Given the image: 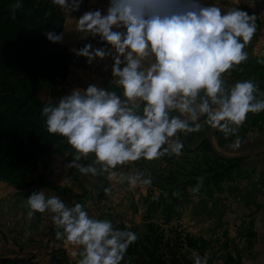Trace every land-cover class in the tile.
Masks as SVG:
<instances>
[{
    "label": "clouds",
    "instance_id": "9594fccd",
    "mask_svg": "<svg viewBox=\"0 0 264 264\" xmlns=\"http://www.w3.org/2000/svg\"><path fill=\"white\" fill-rule=\"evenodd\" d=\"M52 2L71 14L82 0ZM22 6V0L12 5L13 19ZM257 18L239 7L222 11L201 0H109L106 12H84L76 19V32L99 37L105 46L88 43L71 51L89 65L111 58V75L122 95L89 84L55 104H43L47 132L64 137L75 150L66 167L82 175L107 173L130 189L151 186L150 173L138 169L126 174L116 171L118 166L181 155L184 144L178 133L199 132L202 118L225 138L235 136L231 146L238 148L237 133L247 114L264 111V92L251 78L227 87L223 74L248 60L245 48L257 32ZM45 35L53 43L63 40V33ZM89 154L93 162L82 163ZM197 180L193 193L203 184V177ZM26 205L30 218L52 214L57 239L78 249L72 253L80 257L78 264H121L138 239L132 231L114 229L108 219L91 217L81 203L69 207L42 190L33 191ZM193 258L194 264H208L207 254L194 251Z\"/></svg>",
    "mask_w": 264,
    "mask_h": 264
},
{
    "label": "rangeland",
    "instance_id": "374dc122",
    "mask_svg": "<svg viewBox=\"0 0 264 264\" xmlns=\"http://www.w3.org/2000/svg\"><path fill=\"white\" fill-rule=\"evenodd\" d=\"M201 2L204 4H214L220 7L222 11H227L231 7H239L249 14L255 13L257 15V32L250 44L245 48V51L248 52V60L235 66L229 73L223 74V78L227 87L232 86L237 81L247 80V78L239 77V74L242 72L254 73V75L259 78L260 69L255 67L258 66L257 59L264 58V0H201ZM4 3L11 9L16 1L5 0ZM51 4L52 9L59 11L63 17V23L58 34L61 33L64 23L69 17L77 19L80 17L77 11L71 14L65 13L59 6L53 4L52 0ZM5 16V14L0 15V19H4ZM46 32L47 31L40 32V35H45ZM60 44L64 47L65 51H67L71 60H69L65 72L58 71L54 74L53 71L55 68L50 66L48 67L49 70L41 78V91L47 90L51 94H55V83L57 80L66 76L69 66L74 62L69 48L61 42ZM30 77L31 74L28 73V79ZM53 104H55V102H53ZM259 130L264 132V122H259L257 125L251 126L246 119L244 124L239 128L237 135L242 140L245 135L257 133ZM217 133L218 137L216 141L220 144L218 148L220 149L221 143H225L227 148L226 152L231 151L232 147L228 144L235 141V136L225 138L224 134L219 130L214 134ZM206 140L207 137L204 138L199 145V149H197L199 151L198 153L188 154L182 149V154L179 156L173 155V160L180 163L182 157H189V160L192 159L191 161H197L203 170L208 166L216 169L212 154L205 152L206 147L204 142ZM64 142H66L65 139L60 143ZM60 147V144L53 146L50 155L46 157L44 162H40L33 174L29 176V178L32 179V184L29 189L26 188L28 193L23 202L25 210H29L26 205L27 197L33 191H36L41 181L46 179V174H49L51 171L52 173H50V175H53V173L58 174L61 166L62 172L59 174L62 176L63 171V174L67 172V181H73V186H77L78 191H80L75 196V201L72 202L71 207L76 203H81L85 206V210L91 217L110 220L114 229L121 230L122 227L125 226L126 230L134 232L137 237L142 236V234L146 232L144 225L150 222H154L160 227L159 232L164 235L165 239L171 238V245H175V241L173 240L177 236L183 238L188 237V240H184L183 245L188 264H194V251L201 257L207 254L208 264H252L253 260L256 258V233L252 227L253 221L249 219V217H241V222L231 221L230 215L227 213L230 212V208L232 209L233 205H237L236 203H240L242 199L239 201L237 196L232 195L228 190L230 189L229 186H236L239 183H242L241 185L247 188L250 179L251 181L257 180L264 186V167L259 168V166H257L251 169L243 168V161L245 158L259 156V154H262V157H264V151L260 150L259 152H254L255 150H250V154L246 157L239 158L241 159L238 166L239 172L233 176L231 181H219L218 185L220 189L211 185V193H207L203 186L202 192L193 193V187L188 186L186 189V197L180 201L177 208L179 213L178 219L172 218L170 222L165 223L162 215L163 207H159L155 215H149L147 202L152 200L153 195L162 194V190L159 187L160 184H164L163 177L168 176V169L179 172V168L176 167L174 163L170 168L169 166L164 168L165 164H163L159 169L146 171L151 175V186L138 185L136 188L130 189L127 182L120 183L116 179H109L108 176H106L103 181H92L91 183H85L83 186L80 185V181L84 176H82L78 169L66 167V165L72 161L75 150L72 149L70 145L68 149ZM220 151L222 152V149H220ZM90 155L91 154H89V156ZM88 157H83L81 162L85 164ZM57 161L60 163L58 166L55 165ZM192 166L196 168V165L191 164L189 161V164L186 165L187 171H193ZM39 167L43 168L42 172L45 174L41 179L34 177V173ZM162 168L165 169L164 172H161ZM214 171L219 172L218 170ZM212 175L213 172H203L202 177L204 178ZM58 185H62L60 186L62 190H67L66 187L68 184ZM106 188L110 189L107 193L105 192ZM79 196H81V198H78ZM61 200L63 201L62 198ZM45 214L49 215L48 212L35 213V222L32 223L31 226L37 228L38 222L43 220ZM146 217H151L152 221L146 220ZM58 230L59 229H57L55 225L48 224L46 230L43 231V234H47L49 237L48 243L33 252L27 251L25 248L23 249V247L26 246L24 243L26 239L21 240L16 237V240H12V243L18 246V253L10 257L0 256V259H19L20 263L18 264H49L52 251L58 250L59 252L56 256L59 259V264H78L80 257H74L72 255L73 251H77L78 249L66 243L64 239H57L56 232ZM180 251L181 250H179L178 253ZM27 261H29V263Z\"/></svg>",
    "mask_w": 264,
    "mask_h": 264
},
{
    "label": "trees",
    "instance_id": "16d2710c",
    "mask_svg": "<svg viewBox=\"0 0 264 264\" xmlns=\"http://www.w3.org/2000/svg\"><path fill=\"white\" fill-rule=\"evenodd\" d=\"M4 1L0 0V15H6L0 19V181L21 190L31 186L32 179L29 176L50 155L53 146L60 144V148L68 149L67 142L60 143L64 137L47 132L45 118L41 116L45 102L39 94L42 88L40 80L49 70L48 67L55 68L54 74L65 72L71 58L60 42H50L46 35H40L43 31L58 34L63 23L62 14L52 9L51 0H22L23 6L15 11L14 19ZM262 61L264 58L257 59L258 66L255 67L260 69L259 78L254 73L239 74L241 78L253 79L259 86V92H264ZM28 73L31 74L29 79ZM247 120L251 126L264 122V111L248 113ZM204 143L205 152L212 154L216 169L208 166L203 170L197 161H191L189 157H182L180 163L173 160V155L161 157L164 168H170L174 163L179 172L168 169V176L163 177L164 184L159 187L162 194L153 195L152 200L147 202L149 215H155L159 207H163L165 223L172 218L178 219L180 201L186 197L188 186H196V177H202L203 172H213L212 176L203 178L198 192H202L204 186L205 191L211 193V185L219 188V181H231L239 172L241 159L225 158L214 151L208 140ZM183 149L188 154L199 152V147ZM189 161L196 165V168L192 166L193 171L186 169ZM164 170L162 168L161 172ZM151 219L146 217V220ZM144 226L146 232L129 246L121 264H188L183 250L184 240H188V237L177 236L173 240L175 245H171V238L165 239L159 232L160 227L154 222L145 223ZM121 230H126L125 226ZM58 252L52 251L49 264H59L56 256ZM0 263L18 264L20 260L0 259Z\"/></svg>",
    "mask_w": 264,
    "mask_h": 264
},
{
    "label": "crops",
    "instance_id": "0c3cea01",
    "mask_svg": "<svg viewBox=\"0 0 264 264\" xmlns=\"http://www.w3.org/2000/svg\"><path fill=\"white\" fill-rule=\"evenodd\" d=\"M108 3L109 0H87L84 5L80 6L77 12H79V16L86 11H94L97 9L106 12ZM76 19L77 18L69 17L61 30V33H63V40L61 43L69 48L74 62L69 66L66 76L57 80L55 83V94H51L47 90H42L40 92V98L45 103L49 100H51L52 103H57L61 96L70 94L74 88L86 89L89 84H96L98 87L116 91L117 94L122 95V89L115 83L116 78L111 75V64L113 63L111 58H106L103 61L97 58L89 65L86 58L79 57L71 51L72 48L80 49L84 47L90 36L87 33L76 32ZM104 46L105 42L101 41L100 47ZM145 67H147V62H145ZM200 123L201 130L199 132L178 133L185 148L193 149L199 147L203 139L214 130L207 125L206 118L200 120ZM262 132V130H259L257 133L245 135L241 140L240 146L238 148L231 146L232 149L229 152H226L227 148L225 143H221L220 149H222V152L218 148L220 145L216 141L218 133L212 134L211 144L214 148L216 147L215 150L218 153L225 156H231L250 150H255L254 152H259L260 150L264 151V132ZM233 143L234 141L228 145H232ZM262 156V154H259V156L245 158L243 161V168L251 169L257 166H259V168L264 167V157ZM93 160L94 156L91 154L85 164H90ZM59 164V161H57L55 165L58 166ZM163 164L161 158L152 161L141 159L125 166H118L116 171H123L131 174L138 169L144 171L159 169ZM42 171V167L37 168L34 177L41 179L45 175ZM61 172L60 166L58 174L53 173V175H50L52 171L46 174V179L40 182L36 191H44L47 197H61L63 202L71 207L72 202L75 201V196L80 191H78L77 186H73V181H67V172L63 174V171L62 176L59 174ZM82 176H84V178L80 181V185L84 186V184L88 182L103 181L108 174L106 173L102 176H92L91 174ZM256 181H251L250 179L247 188L243 187V185H241L242 183L236 186H229V193L237 196L239 201L240 199L242 200L240 203H236L237 205H233L232 209L230 208V212L227 214L230 215L231 221L234 222H241V217H249V219L253 221L252 227L256 233L255 249L257 251V256L252 264H264V186L259 181ZM58 184H68L66 187L67 190H62L60 187L62 185L59 186ZM27 189L19 190L7 182L0 181V256L10 257L18 253V246L12 243V240H16V237L21 240L26 239V242L24 241L26 246L23 247V249L25 248L27 251L32 252L36 251L38 248H42L43 245L45 246L49 241V237L47 234H43V231L46 230L48 224L54 225L51 219L52 214H45L43 220L38 222V227H32L31 224L35 222V215L30 218L28 216L29 210H25L23 206V202L28 193Z\"/></svg>",
    "mask_w": 264,
    "mask_h": 264
},
{
    "label": "water",
    "instance_id": "95a60500",
    "mask_svg": "<svg viewBox=\"0 0 264 264\" xmlns=\"http://www.w3.org/2000/svg\"><path fill=\"white\" fill-rule=\"evenodd\" d=\"M86 1H87V0H82L81 5H84ZM216 131H217V129H214V130H213V131L207 136V140H208L210 143H211V137H212V134H214ZM212 146H213V145H212ZM213 149H214V151H216L214 147H213ZM216 153H218V152L216 151ZM218 154L221 155V156H223V157H225V158L234 159V158H244V157H246L248 154H250V151H246V152L239 153V154H235V155H231V156H225V155H222V154H220V153H218Z\"/></svg>",
    "mask_w": 264,
    "mask_h": 264
},
{
    "label": "built area",
    "instance_id": "2783aa9c",
    "mask_svg": "<svg viewBox=\"0 0 264 264\" xmlns=\"http://www.w3.org/2000/svg\"><path fill=\"white\" fill-rule=\"evenodd\" d=\"M88 43H91L94 48H99L100 47V44H101V40H100L99 37L93 38V37L90 36V39H88V41L86 42V44H88Z\"/></svg>",
    "mask_w": 264,
    "mask_h": 264
}]
</instances>
